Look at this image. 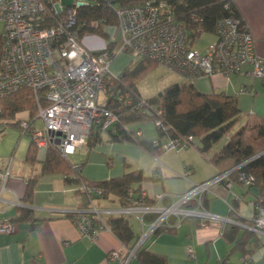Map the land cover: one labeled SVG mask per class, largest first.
<instances>
[{"label": "built area", "instance_id": "obj_1", "mask_svg": "<svg viewBox=\"0 0 264 264\" xmlns=\"http://www.w3.org/2000/svg\"><path fill=\"white\" fill-rule=\"evenodd\" d=\"M95 1L0 0V95L21 88L33 90L37 111L31 120L28 113H20V125L40 149L52 145L69 157L87 145L92 127H98L104 137L109 136L119 118L116 112L98 103L97 97L100 90L106 91V79L118 74L112 73L110 65L117 53L123 50L134 55H147L186 82L194 83L200 77L216 73L229 75L241 71L245 65L251 66L250 75L264 78V57L257 54L254 36L246 23L241 26L240 19L234 15L219 19L215 32L211 33L214 39L199 48L195 45L201 34L206 32L199 28L197 35L190 36L185 24L172 19L173 9L166 0H147L145 4L133 5L107 0L112 3L117 21L105 26L109 34L106 43L120 37L121 45L109 49L105 44L100 49H90L82 42L76 17L81 6ZM47 17L55 20L52 25L45 24ZM192 20L197 21L198 16L192 14ZM91 24L98 25L99 21ZM110 28L116 31V36L111 35ZM240 90L258 93L255 88L242 87ZM41 93L46 103L42 102ZM118 98L132 104L130 95H119ZM138 105L140 101L132 109ZM159 123L156 121V124ZM195 142L197 139L193 135L165 136L162 148L180 150ZM228 175V171L220 172L194 184L180 195L181 204L195 199L194 207H181L179 203L168 206L151 204L143 192L133 197L130 205L102 209L96 204L97 196L103 192L102 187L82 182L78 188L86 193L89 204L84 210H72L77 214L73 221L81 235L90 241H94L103 228H109L105 215L110 214L158 212L152 229L161 225L171 213L183 217L197 215L200 224L206 226L216 223L221 217L205 209L202 194L213 183L227 179ZM9 176L10 163L0 168V200L7 189ZM238 181L246 187L254 185V177L243 172L239 173ZM226 183L230 185L231 181ZM161 197L159 195V199ZM247 227L264 236V199L255 202L252 224ZM13 229L14 224L9 220L2 221L0 232ZM149 232H143L131 248L110 250L108 259L129 264ZM186 251L190 257L195 256L191 246H187ZM250 260V256L246 255L241 263L252 264Z\"/></svg>", "mask_w": 264, "mask_h": 264}, {"label": "crops", "instance_id": "obj_2", "mask_svg": "<svg viewBox=\"0 0 264 264\" xmlns=\"http://www.w3.org/2000/svg\"><path fill=\"white\" fill-rule=\"evenodd\" d=\"M235 2L254 36L257 54L264 57V0H235ZM99 37L93 33H86L82 37V42L90 49H100L105 46L106 40L104 38L101 40ZM250 69V65H245L239 72L229 75L216 73L212 76L200 77L194 83L200 91H224L236 97L241 109L240 121L243 123L250 112H256L264 117V78L253 77L248 73ZM179 80H182L181 77L175 81ZM242 87H248L250 90L255 88L258 93L241 91ZM146 123L147 121L134 126L139 128L138 137L156 140L158 138L156 125L155 133L148 136ZM226 139L227 137H224L215 143L207 153L201 152L200 142L197 141L187 148L163 150L158 156H153L139 145L134 147L130 142L115 143L104 138L90 151H87L86 146L85 151L82 149L78 153H83L80 159V161L85 160L82 175L88 182L119 176L128 170L142 168L146 175H154L156 178L135 183L133 189L139 191H134L133 197L144 192L153 200L149 202L151 204L168 206L179 203L181 207H185L179 201L180 195L194 184L222 172L210 158L220 150ZM132 152L137 153L135 158L130 156ZM6 156L7 151L0 150V168L7 165ZM11 159L7 189L3 191V199L0 200V219L9 220L18 214L20 206H25L32 209V215L37 220L34 227L28 220L15 223L12 231L0 232V264H122L119 260L108 259L110 250L127 247L110 228H103L99 236L94 241H90L81 235L73 219L66 215L72 213L66 210L81 211L86 208L83 195L77 192V184H66L60 173L44 174L39 177L36 184L33 202L26 204L21 197L27 180L39 171L29 174L30 166L26 164L25 156L21 160ZM227 181L228 178L213 183L204 192L207 198L205 209L221 217L216 223L202 226L197 215L182 219L181 214L171 213L162 224L170 225L173 230L162 231L155 235L152 223L159 213L138 211L129 214L136 240L143 232L150 230L142 244L147 245L153 252L167 255L172 264H219V260L227 257L231 250V244H228L222 236L224 223L232 222L246 227L239 219L253 218L254 199L258 194L255 186L246 187L238 180H231V184L228 185ZM40 186L53 190L48 202L42 205L35 202V195L40 190ZM159 195H162L160 199ZM96 204L102 209L126 206L113 197L108 199L97 197ZM233 206L235 210L231 213ZM255 237L256 241L251 244L253 251L246 255L250 256L252 264H264V236L255 233ZM187 246L193 248L194 257L188 255ZM236 253L239 252L229 256L228 264H242V254L239 253L235 259ZM131 264L136 263L132 261Z\"/></svg>", "mask_w": 264, "mask_h": 264}, {"label": "trees", "instance_id": "obj_3", "mask_svg": "<svg viewBox=\"0 0 264 264\" xmlns=\"http://www.w3.org/2000/svg\"><path fill=\"white\" fill-rule=\"evenodd\" d=\"M147 0H118L125 5L145 4ZM157 1V0H156ZM173 9L172 19L187 26L190 36L202 32L214 33L219 19L234 15L240 19V25L246 22L235 0H166ZM192 14L198 16V20H192ZM77 26L83 37L86 33H93L105 40L109 34L105 26L115 24L117 21L112 3L107 0H96L81 6L77 12ZM55 20L48 17L45 24L52 25ZM93 21H99L98 25H92ZM107 48L113 49L121 45V38L106 43ZM2 50V36L0 33V61ZM159 64L144 54L133 56L123 69L115 76L106 79L105 107L113 110L118 115V122L108 137H104L98 127H92L87 138V151L100 143L104 138L109 141H131L149 154L158 156L163 152L162 142L165 136L193 135L200 142V150L207 153L213 145L222 138L227 137L210 159L222 172H229L228 181L238 180L239 173L243 172L254 177V185L258 189L255 202L264 199V153L254 157L264 150V117L256 112H250L245 121L233 132L232 129L240 119L241 109L236 97L224 91L203 92L196 88L195 83L186 81H174L166 85L153 96H144L138 88V81ZM119 95L132 98V104H126L118 98ZM41 100L46 103L45 96L41 93ZM140 105L132 109L133 105ZM161 110L160 112L158 110ZM37 111L35 94L30 88H21L8 94L0 95V118L5 119L12 126L21 127L20 113L29 114L30 120ZM152 121L156 125L158 138L156 140L138 137L139 128L136 124ZM159 121V124H156ZM21 130L29 135L27 130ZM231 132V133H230ZM43 155V156H42ZM42 156V158L40 157ZM25 161L28 164H41L39 172L27 180L24 194L21 199L24 203L33 202L35 187L40 176L44 174L60 173L66 184H80L87 182L102 187L103 192L97 197L116 198L123 205L133 202V189L135 183L145 179H155L154 175L148 176L142 168L128 170L119 176L88 182L82 175V167L85 160L73 163L64 156L55 146L40 149L31 140L25 153ZM77 192L84 197L85 206L89 199L86 193L77 188ZM141 193L138 194V196ZM148 202H152L147 197ZM202 204L206 208L207 198L202 194ZM186 207H194L196 200L191 199L184 204ZM236 206V205H235ZM235 206L231 209L234 212ZM72 219L76 213L66 214ZM188 216L182 217L185 219ZM109 228L127 246L131 248L136 242V234L130 224V216L124 214H110L107 216ZM239 219V218H235ZM31 221L35 226L36 217L32 215V209L25 206L18 208V214L9 219L12 224ZM246 227L237 223L225 222L222 227L224 240L231 244V250L227 257L221 258L219 264H228L227 259L234 252L242 256L251 254V244L256 241L255 232L247 225L252 224V219H239ZM2 220L0 219V225ZM173 230L170 225H159L154 229L157 235L162 231ZM136 264H172L167 255L151 251L147 245L142 244L129 262Z\"/></svg>", "mask_w": 264, "mask_h": 264}, {"label": "rangeland", "instance_id": "obj_4", "mask_svg": "<svg viewBox=\"0 0 264 264\" xmlns=\"http://www.w3.org/2000/svg\"><path fill=\"white\" fill-rule=\"evenodd\" d=\"M71 1L72 0H63V2L65 3ZM0 28H1V22H0ZM110 32L112 36L113 35L116 36V31L114 29L110 28ZM99 38L102 40L101 36ZM211 40H213V34L203 33L200 36L199 42L195 46L199 48H203ZM131 56L133 57L135 55L128 50H123L117 53V55L115 56V58L113 59L110 65V70L112 71V73H119L122 70L123 66H125L132 58ZM178 79L179 77L176 73L166 69L162 65H158L155 69L149 71L144 77H142L138 81V88L144 96H153L157 94L159 91H161L166 85ZM97 100L98 103L100 104L105 103L106 94L103 90H100L98 92ZM23 116H25V114ZM241 124L242 121H240L239 119V121L233 127L232 132L235 131ZM145 127H146V134L148 136H151L155 133V124L152 121H147ZM29 139H30L29 135L24 134L21 130V127L19 128L17 126H12L5 119L0 118V150L7 151V156H6V160L8 162L7 165L10 163L9 160L11 158H15L18 160L24 158ZM128 142L133 143L134 147H137L138 145L131 141H115V143H128ZM82 149L83 151H85L86 146L83 147ZM136 154H137L136 152H132L130 153V156L135 158ZM82 156L83 153L77 152L76 154L69 155L68 158L70 161L75 163V162H80ZM28 165L30 166L29 174H34L35 172L39 171L41 167L40 162H37L33 165L32 164H28ZM40 187H41L40 190H38V193L35 195V202L37 204L42 205L48 202L47 200H49L50 194L51 195L53 194V190L51 188L49 189V187L47 188L42 186ZM238 255L239 253H236L235 259Z\"/></svg>", "mask_w": 264, "mask_h": 264}, {"label": "water", "instance_id": "obj_5", "mask_svg": "<svg viewBox=\"0 0 264 264\" xmlns=\"http://www.w3.org/2000/svg\"><path fill=\"white\" fill-rule=\"evenodd\" d=\"M262 153H264V150H262V151H260L259 153H257V154H255L253 157H251V158H254V157H256V156H258V155H260V154H262ZM67 212H73L72 210H66Z\"/></svg>", "mask_w": 264, "mask_h": 264}]
</instances>
